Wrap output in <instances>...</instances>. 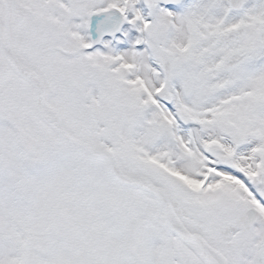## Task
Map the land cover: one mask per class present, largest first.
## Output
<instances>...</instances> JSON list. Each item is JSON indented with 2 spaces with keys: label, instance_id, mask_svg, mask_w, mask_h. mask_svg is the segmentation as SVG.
Listing matches in <instances>:
<instances>
[{
  "label": "snow or ice",
  "instance_id": "obj_1",
  "mask_svg": "<svg viewBox=\"0 0 264 264\" xmlns=\"http://www.w3.org/2000/svg\"><path fill=\"white\" fill-rule=\"evenodd\" d=\"M0 264H264V0H0Z\"/></svg>",
  "mask_w": 264,
  "mask_h": 264
}]
</instances>
